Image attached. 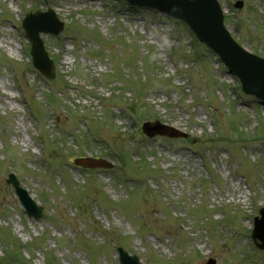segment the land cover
<instances>
[{
  "label": "rangeland",
  "instance_id": "obj_1",
  "mask_svg": "<svg viewBox=\"0 0 264 264\" xmlns=\"http://www.w3.org/2000/svg\"><path fill=\"white\" fill-rule=\"evenodd\" d=\"M235 1L219 0L227 28L264 57L263 1ZM47 7L64 22L41 34L52 79L21 27ZM197 43L180 21L121 0H0V264H120L118 246L141 264H264L250 237L264 103ZM154 119L186 138L147 137ZM86 156L112 166L73 162ZM9 173L43 218L24 214Z\"/></svg>",
  "mask_w": 264,
  "mask_h": 264
},
{
  "label": "water",
  "instance_id": "obj_2",
  "mask_svg": "<svg viewBox=\"0 0 264 264\" xmlns=\"http://www.w3.org/2000/svg\"><path fill=\"white\" fill-rule=\"evenodd\" d=\"M131 4L156 7L166 13H170L187 22L197 37L213 48L225 61V63L241 78L242 88L246 93L255 94L264 99V59L244 51L233 42L228 32L222 25V14L216 0H127ZM241 4V3H240ZM23 26L27 37L31 42V54L33 63L46 75L54 74L52 61L44 49L39 32H52L57 34L63 27V23L55 13L48 9L45 12L36 11L28 13L23 20ZM143 129L149 135L161 133L178 136L176 130L160 125L157 122L145 123ZM100 165L94 164V166ZM10 181L15 185L20 199L29 215L38 217L40 208L28 198L27 194L19 187L13 176ZM261 218L255 219L252 237L260 248H264V208L260 210ZM120 251L123 264H138L135 257H129ZM207 264H214L209 260Z\"/></svg>",
  "mask_w": 264,
  "mask_h": 264
}]
</instances>
